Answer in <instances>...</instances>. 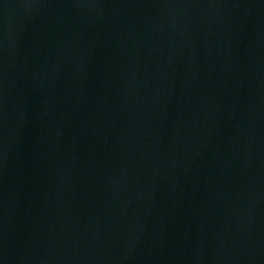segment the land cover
<instances>
[{
  "label": "water",
  "instance_id": "water-1",
  "mask_svg": "<svg viewBox=\"0 0 264 264\" xmlns=\"http://www.w3.org/2000/svg\"><path fill=\"white\" fill-rule=\"evenodd\" d=\"M0 264H264V0H0Z\"/></svg>",
  "mask_w": 264,
  "mask_h": 264
}]
</instances>
